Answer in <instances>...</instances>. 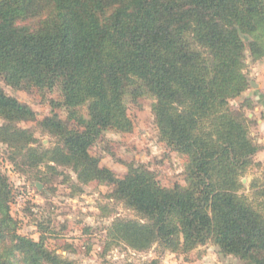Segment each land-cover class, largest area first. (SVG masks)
<instances>
[{"label": "trees", "instance_id": "1", "mask_svg": "<svg viewBox=\"0 0 264 264\" xmlns=\"http://www.w3.org/2000/svg\"><path fill=\"white\" fill-rule=\"evenodd\" d=\"M247 51L264 58V0H0V138L16 148L35 140L16 125L37 116L1 81L59 89L74 124L45 117L40 126L61 145L40 157L73 166L82 183H106L138 216L114 219L108 245L188 255L211 242L264 264V183L254 178L249 192L244 183L248 167L264 164L251 120L231 105L251 84ZM142 96L154 101L159 139L184 160L185 184L164 186L143 165L119 177L90 152L103 130L132 129L127 99ZM12 199L0 168V264H72L19 233Z\"/></svg>", "mask_w": 264, "mask_h": 264}, {"label": "rangeland", "instance_id": "2", "mask_svg": "<svg viewBox=\"0 0 264 264\" xmlns=\"http://www.w3.org/2000/svg\"><path fill=\"white\" fill-rule=\"evenodd\" d=\"M244 40L248 42L250 37L245 35ZM245 64L251 82L255 72L264 67V58L255 60L247 51ZM1 85L8 95L37 113L34 120L16 125L30 131L35 140L16 148L0 138V168L13 189L11 214L18 221L20 234L35 241L42 239L49 251L72 264H153L154 260H158V264H171V261L175 264H247L239 257L222 253L211 242L200 245L188 255L170 254L157 245L144 251L134 250L124 243L108 245L106 227L114 219H139L138 216L124 203L111 198V187L106 183H82L73 166L52 161L51 153L40 157L46 150L53 151L61 145L59 137L40 126L45 117L58 113L70 126L74 124L63 107L60 90L13 88L4 81ZM242 94L232 99L231 105L236 112L247 115L255 109L257 100L244 98ZM153 102L150 96L136 100L128 98L132 129L129 132L113 128L103 130L90 152L100 159L101 166L111 169L119 177L125 176L131 167L143 165L164 186L185 184L183 158L159 139ZM79 111L87 117V107H81ZM3 125L0 118V127ZM252 129L254 125L250 122V133ZM30 147L40 154L30 153ZM255 160L264 164V160ZM254 178L264 183L263 166L248 167L244 177L246 192ZM204 252L211 256H204Z\"/></svg>", "mask_w": 264, "mask_h": 264}, {"label": "crops", "instance_id": "3", "mask_svg": "<svg viewBox=\"0 0 264 264\" xmlns=\"http://www.w3.org/2000/svg\"><path fill=\"white\" fill-rule=\"evenodd\" d=\"M252 88H249L243 92V97L255 98L257 101L254 108L247 112L248 118L254 125V129L251 131V136L254 138L256 144L260 147V150L256 154V159L264 160V67L258 69L255 72L254 77L251 79ZM254 99V100H255ZM257 104V105H256ZM171 254V253H170ZM204 256L209 257V252H204ZM171 257V255H170ZM171 264H175L171 261Z\"/></svg>", "mask_w": 264, "mask_h": 264}]
</instances>
